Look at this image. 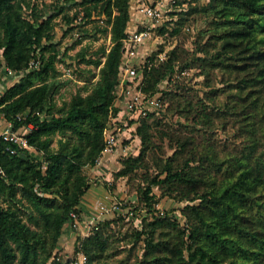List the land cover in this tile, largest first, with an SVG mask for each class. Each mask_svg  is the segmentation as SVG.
<instances>
[{
    "label": "trees",
    "instance_id": "1",
    "mask_svg": "<svg viewBox=\"0 0 264 264\" xmlns=\"http://www.w3.org/2000/svg\"><path fill=\"white\" fill-rule=\"evenodd\" d=\"M132 1L73 0L85 9L78 21V11L65 12L60 0L50 11L38 0H0V71L7 65L16 76L0 94V114L14 131L30 126L26 146L0 135V264H71L56 257L54 248L65 227L74 226L71 212L80 220V202L91 187L83 168L94 166L106 145L103 130L111 109L117 110L114 103ZM209 4L215 12L210 37L219 46L216 53L198 58L205 66L235 74L237 93L221 111L235 114L248 137L237 154L220 156L210 147L191 148L183 165L175 167L174 157H168L147 178L142 200L151 212H156L158 201L153 184L188 202L182 208L187 225L181 227L176 219L153 213L137 231L138 238L144 235L146 264H264V0ZM96 15L106 16L110 27L97 23L93 33L110 32L111 46L91 53L84 46L77 56L98 67L93 72L97 79L58 104L56 94L64 83L57 78V61L66 51L53 41L55 20L61 16L73 29L74 45L85 34H93L80 22L95 21ZM155 50L149 56L153 64L146 62L143 69L142 90L148 95L160 90L179 56L174 48L155 62ZM201 50L208 52L204 44ZM32 59L40 63L26 71ZM150 126L146 117L136 127L142 140L138 155L120 149L113 155L123 164L119 175L142 166L152 146ZM187 143L180 141L174 153L187 151ZM106 223L98 220L96 228L77 239L76 250L87 254L79 264H100L95 259L107 249ZM165 225L169 228L163 229ZM157 233L163 237L155 240Z\"/></svg>",
    "mask_w": 264,
    "mask_h": 264
},
{
    "label": "rangeland",
    "instance_id": "2",
    "mask_svg": "<svg viewBox=\"0 0 264 264\" xmlns=\"http://www.w3.org/2000/svg\"><path fill=\"white\" fill-rule=\"evenodd\" d=\"M55 1L57 0H38L40 6L47 11L52 9ZM60 1L66 7L65 12L70 15L78 11L77 19L80 21L85 9L81 5L73 4V0ZM210 1H139L156 8L158 14L154 17L143 15L146 18L132 16L127 30L137 27L150 32L149 45L156 48L158 53H164V58L158 56L155 62L164 60L172 49H177V65L174 72L160 83V90L154 93L161 92L162 105L152 108V111L142 116L138 122L140 125L141 119L147 117L151 125L152 146L142 166L127 175H119L118 171L123 164L113 156L110 163H107L104 156L100 163L84 166L83 172L91 182V187L81 199V218L78 226L72 227L68 224L54 248V254L62 262L79 264L87 260L85 252L76 250V241L79 237L89 234L93 227H97V221L103 219L107 221L103 232L108 238V245L95 261L100 264H146L142 261L145 252L144 235L138 238L137 231L143 228L146 220L152 219L153 213L176 219L181 227L187 225L182 208L188 202L164 193L159 185L153 184L152 191L158 201L156 212H151L142 200V190L148 183L147 178L154 175L158 166L168 157H174L172 162L175 167L183 165L185 158L193 152L191 148L202 151L210 147L217 150L220 156L237 154L243 148L248 132L242 128V121L232 112L221 111L226 102L232 103L234 94L237 93L235 74L225 68L205 66L198 58L216 53L219 46L215 38L210 37L213 30L212 20L215 18ZM27 13L28 10L25 14ZM94 18L95 21L80 22V27L91 33L97 23L110 27L106 16L96 15ZM55 23L53 41L57 42V47L66 51V55L57 61V78L64 84L56 94V100L58 104H62L69 101L80 87L97 79L93 72L98 71V67L81 61L77 52L84 46L88 48V53L103 45L108 50L111 46V34L101 31L85 34L79 43L72 45L75 40L73 29L69 28L61 16L56 18ZM203 44L208 48V52L201 50ZM145 72L146 69L143 74ZM4 74L2 68L0 80ZM165 90H169V94L166 95ZM202 114L207 115V118L203 119ZM7 126V120L0 114V131ZM29 130L30 126L20 128V139H25ZM183 140L188 141L187 151L176 155L175 147ZM192 141L197 145H193ZM128 142H131L129 145L132 147L127 155H138L142 147L139 133L137 135L135 131ZM53 144L57 145L56 140ZM93 217L96 218L95 221H92ZM165 228L169 226L165 225L163 229ZM170 229L175 231L174 228ZM161 236L163 237L162 233H157L155 240ZM52 259L51 257L50 261Z\"/></svg>",
    "mask_w": 264,
    "mask_h": 264
},
{
    "label": "built area",
    "instance_id": "3",
    "mask_svg": "<svg viewBox=\"0 0 264 264\" xmlns=\"http://www.w3.org/2000/svg\"><path fill=\"white\" fill-rule=\"evenodd\" d=\"M139 1H132L131 15L133 17L136 15L140 18H146L143 15L154 17L158 14L156 8ZM133 4L135 5L133 6ZM150 36V32L147 29L133 27L127 30V34L123 38L121 69L114 103L117 110L111 109L110 118L104 127L103 134L106 145L96 164L102 161L103 157L106 156L105 154L116 155L119 149L128 152L132 147L129 145L131 142L128 141L133 137L140 118L152 111V108L162 105L161 92L148 95L142 90L143 69L146 66V62H148V66L153 64V60L149 56L156 49L151 48V45H149ZM158 56L164 58V53L160 52ZM39 63V59H32L26 71L38 67ZM4 67L9 74L15 73L9 66L5 65ZM11 127V122H8L7 128L0 131V135L7 140H15L22 146L28 145L27 139L23 137L20 139L18 131L12 130ZM0 171L2 172L1 168ZM71 215L75 219L74 226L77 227L79 223L78 214L73 211ZM95 219L93 217L92 221H95Z\"/></svg>",
    "mask_w": 264,
    "mask_h": 264
},
{
    "label": "crops",
    "instance_id": "4",
    "mask_svg": "<svg viewBox=\"0 0 264 264\" xmlns=\"http://www.w3.org/2000/svg\"><path fill=\"white\" fill-rule=\"evenodd\" d=\"M5 74L2 76V80H0V94L10 85L14 82V80L16 79V76L13 74H9L8 72H6L5 68L3 69ZM105 158H107V163H110V158H112V156L110 157L108 154H106Z\"/></svg>",
    "mask_w": 264,
    "mask_h": 264
}]
</instances>
